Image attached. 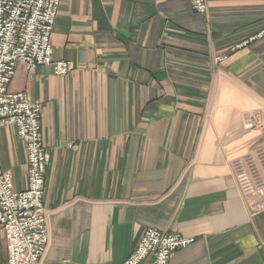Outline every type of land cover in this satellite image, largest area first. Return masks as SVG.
Wrapping results in <instances>:
<instances>
[{
  "label": "crops",
  "instance_id": "0c3cea01",
  "mask_svg": "<svg viewBox=\"0 0 264 264\" xmlns=\"http://www.w3.org/2000/svg\"><path fill=\"white\" fill-rule=\"evenodd\" d=\"M264 0H64L53 58L65 76L20 64L13 91L43 104L50 243L39 264H120L154 227L196 242L170 264H264V211L232 160L264 145ZM262 112V126L245 124ZM79 143V149L69 145ZM26 147L0 129V162L26 184ZM0 264L7 243L0 229Z\"/></svg>",
  "mask_w": 264,
  "mask_h": 264
},
{
  "label": "built area",
  "instance_id": "2783aa9c",
  "mask_svg": "<svg viewBox=\"0 0 264 264\" xmlns=\"http://www.w3.org/2000/svg\"><path fill=\"white\" fill-rule=\"evenodd\" d=\"M14 1L17 2V7L13 10L11 4ZM191 2L195 10L206 12L207 0ZM24 5H30L29 0H0V126L16 124L20 127V133L29 142L33 162L34 156H39L35 149L36 133L33 128L37 109L23 94L19 96L7 93L5 82L11 77L10 70L12 66L15 67L16 61H25L30 66L51 62V45L39 39L43 34L41 32L48 29L42 25L50 24L51 20L47 13H43L42 22L36 26L37 22L33 17L25 16L27 9ZM36 29H39L38 33L35 32ZM7 61L11 66L8 67ZM58 68L64 72L66 64L62 63ZM33 165L32 177L38 178L41 172L35 167L37 164L33 162ZM4 176L8 175L0 170V220L5 223L10 239L9 264H38L47 242L45 218L41 211V191L35 186L28 192L18 194L20 198L15 203V195H11L12 183H4ZM18 214L20 219L16 218ZM193 241L192 238L162 233L151 228L147 230L136 253L123 264H139L148 256L152 258L153 264H169L175 250Z\"/></svg>",
  "mask_w": 264,
  "mask_h": 264
},
{
  "label": "rangeland",
  "instance_id": "374dc122",
  "mask_svg": "<svg viewBox=\"0 0 264 264\" xmlns=\"http://www.w3.org/2000/svg\"><path fill=\"white\" fill-rule=\"evenodd\" d=\"M64 0H29L30 5H24V7L27 9L25 10L24 14L27 16V18L33 17L34 21L37 22L36 26H39L40 23L42 22V17L41 15L43 13H47V15L50 17V24L42 25V27H48L46 31H42L43 33L41 37H39L40 40L45 41L46 43L49 42L51 45V54H50V63L48 64H43L40 63L35 65V66H30L28 63L25 61H16L15 62V67L12 66V69L10 70L12 72L11 77L9 78L8 81L5 82V89L7 93H12V94H18L23 96L34 105V108L37 109L36 111V116H35V124H34V132L36 133V145L35 149L38 151L39 156L36 157V155L33 158V162L37 164L35 167L39 169L41 172L40 177L38 178H33L32 177V170L34 168L33 162H32V157H31V152L29 149V142L27 139L20 133V127L17 126L16 124H6V125H1L0 129L2 128H8L12 127L16 130L17 136L19 139L24 142L25 147H26V184L23 188L17 189L15 185V176L12 174V172L8 169H5L1 162H0V170L4 175L3 181L4 183H12V191L11 195H15V203H18L19 196L18 194H23L25 192H28L35 186H38L40 191H41V211H42V216L45 218V227H46V235H47V242H46V247L45 251L43 254H41L38 264L40 260L43 258V256L46 254L49 243H50V236H49V226H48V218H49V209L46 205L45 202V192H46V172H47V167L49 163V152L47 145L44 141L43 137V126H42V113H43V104L41 101L34 99L28 91H13L10 86L12 81L14 80L17 70L20 64H23L28 71H33L36 70L39 67H50L53 74L59 77L65 76L71 72H73L76 68L75 65L73 64L72 61L66 60V59H58L55 60L53 58V44H52V35L55 29L56 25V20L59 14L60 7L62 5ZM191 2V0H190ZM17 2L14 1L11 6L12 9H16L17 7ZM192 8L194 7L193 3L191 2ZM193 10L199 14L206 15L208 12V0H207V5H206V12L200 13L199 11ZM32 23V22H31ZM50 26V28H49ZM36 33L39 32V29L35 30ZM264 39V28L256 32L255 34H252L239 44L232 46L230 50L224 54H219L215 55L212 59V62L214 65H219L224 63L226 60L230 58V55L235 52L236 50L249 46L250 44H253L257 41H260ZM33 59L35 60V56L33 53ZM36 61V60H35ZM58 63V64H57ZM62 63L66 64V69L64 72H61L58 66ZM8 67L11 66V63L7 61ZM5 74H7L5 72ZM20 99V97L18 98ZM245 124L247 127L254 128V127H261L262 126V112H255L253 114L246 113L244 116ZM71 149H79L80 144L73 142L69 145ZM231 169H232V175L234 177L235 183L237 185V188L242 196L249 204L252 210H257V211H264V145L256 147L253 151H250L249 153L240 156L231 162ZM17 219H20L21 216L18 214L16 216ZM156 229L162 233H168V234H175L180 237L184 238H192L194 241L191 244H188L183 247H179L177 250L173 252V256L176 254L177 251L186 248L193 243L196 242V237L195 236H188L179 232H173L170 230H160L158 228L154 227H147L143 235L138 243V245L131 251L129 256L120 264H123L126 260L129 259V257L138 249V246L142 242V239L144 238L146 232L148 229ZM0 229L3 230V233L5 235V240L7 243V264H9V243L10 239L8 236V231L6 229L5 223L0 220ZM173 258V257H172ZM172 258L169 261V264L172 260ZM152 258L149 256L144 258L139 264H153Z\"/></svg>",
  "mask_w": 264,
  "mask_h": 264
}]
</instances>
